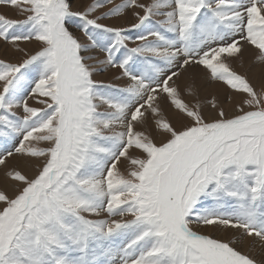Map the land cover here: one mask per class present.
Segmentation results:
<instances>
[{
    "label": "snow or ice",
    "instance_id": "obj_1",
    "mask_svg": "<svg viewBox=\"0 0 264 264\" xmlns=\"http://www.w3.org/2000/svg\"><path fill=\"white\" fill-rule=\"evenodd\" d=\"M0 264H264V0H0Z\"/></svg>",
    "mask_w": 264,
    "mask_h": 264
},
{
    "label": "rangeland",
    "instance_id": "obj_2",
    "mask_svg": "<svg viewBox=\"0 0 264 264\" xmlns=\"http://www.w3.org/2000/svg\"><path fill=\"white\" fill-rule=\"evenodd\" d=\"M8 11L10 15H14V12H12L10 9Z\"/></svg>",
    "mask_w": 264,
    "mask_h": 264
}]
</instances>
